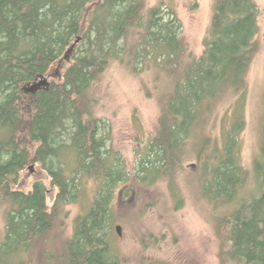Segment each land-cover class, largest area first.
<instances>
[{
  "label": "trees",
  "instance_id": "16d2710c",
  "mask_svg": "<svg viewBox=\"0 0 264 264\" xmlns=\"http://www.w3.org/2000/svg\"><path fill=\"white\" fill-rule=\"evenodd\" d=\"M161 6L148 7L146 0H0V264H13L50 238L65 207L84 196L88 180L94 195L75 218L64 264H121L110 225V207L121 199L115 186L133 180L139 189L160 181L176 186L194 157L191 175L203 196L230 211L221 219L228 243L223 263L264 264V130L252 175L241 163L240 141L248 73L259 48V6L256 0H214L204 51L188 60L181 23L166 18ZM115 62L134 70L153 62L171 78L154 136L130 171L109 147L94 112V84ZM53 69L58 76L51 79ZM43 78L48 84L32 91ZM30 164H39L50 181L37 180L25 191L18 185Z\"/></svg>",
  "mask_w": 264,
  "mask_h": 264
},
{
  "label": "rangeland",
  "instance_id": "374dc122",
  "mask_svg": "<svg viewBox=\"0 0 264 264\" xmlns=\"http://www.w3.org/2000/svg\"><path fill=\"white\" fill-rule=\"evenodd\" d=\"M146 1L148 7L162 4L166 18H178L187 47L186 60L203 53L214 0ZM256 2L260 10L259 48L248 73L246 128L240 136L241 163L251 175L264 130V0ZM133 70L115 62L93 88L98 102L95 115L105 126L109 147L117 152L128 171L135 169L154 136L161 99L168 95L171 83L167 71L153 62L151 65L138 63ZM53 73L51 79L58 76L54 69ZM184 170L176 186L160 181L139 189L135 188V180L134 185L128 182L115 186L113 194L116 196L120 192L121 199L115 200L110 207V225L115 234L116 226H122L121 235L116 234L113 242L120 249L121 264H226L222 247L228 244L224 237L227 231L221 219L230 212L228 205L203 196L202 184L191 175L197 171L195 157L184 163ZM37 180L48 184L50 178L39 164H33L31 169L28 166L22 172L18 188L28 191ZM255 185L251 176L248 182L251 194L257 193ZM92 187L93 181L88 180L83 187L84 196L65 207L61 223L51 237L35 243L13 264H64L65 242L73 233L76 216L88 209L87 200L94 195ZM56 192L49 191V205ZM3 214L4 209L0 207V239L5 232Z\"/></svg>",
  "mask_w": 264,
  "mask_h": 264
},
{
  "label": "water",
  "instance_id": "95a60500",
  "mask_svg": "<svg viewBox=\"0 0 264 264\" xmlns=\"http://www.w3.org/2000/svg\"><path fill=\"white\" fill-rule=\"evenodd\" d=\"M72 50H73V46H71L68 50H67V52H66V54H65V59L66 60H68L69 61V58H70V55H71V53H72ZM48 84V80H47V78H43L41 81H39V82H37L35 85H33V87H32V90H36L37 88H39L40 86H42V85H47ZM33 167V165H31L30 166V169ZM116 231H117V233L119 234V235H121V231H122V226L121 225H117L116 226Z\"/></svg>",
  "mask_w": 264,
  "mask_h": 264
},
{
  "label": "bare ground",
  "instance_id": "6f19581e",
  "mask_svg": "<svg viewBox=\"0 0 264 264\" xmlns=\"http://www.w3.org/2000/svg\"><path fill=\"white\" fill-rule=\"evenodd\" d=\"M34 85H35V84H34ZM42 86H43V85H42ZM32 87H33V86H32ZM32 87H31V90H32ZM40 87H41V86H40ZM40 87H39V88H40ZM37 89H38V88H37ZM37 89H36V90H37ZM32 91H35V90H32ZM31 165H33V164H30V165H29V168H30Z\"/></svg>",
  "mask_w": 264,
  "mask_h": 264
},
{
  "label": "flooded vegetation",
  "instance_id": "af4514ba",
  "mask_svg": "<svg viewBox=\"0 0 264 264\" xmlns=\"http://www.w3.org/2000/svg\"><path fill=\"white\" fill-rule=\"evenodd\" d=\"M25 264V263H24Z\"/></svg>",
  "mask_w": 264,
  "mask_h": 264
}]
</instances>
